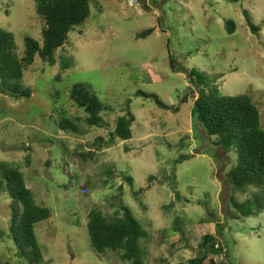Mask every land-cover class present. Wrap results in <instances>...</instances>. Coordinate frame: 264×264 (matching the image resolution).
<instances>
[{
	"label": "rangeland",
	"instance_id": "1",
	"mask_svg": "<svg viewBox=\"0 0 264 264\" xmlns=\"http://www.w3.org/2000/svg\"><path fill=\"white\" fill-rule=\"evenodd\" d=\"M244 11L261 26L259 36L251 34ZM44 27L35 0H0V29L13 34L19 57L26 37L41 43ZM68 43L54 65L37 57L24 71L19 85L31 91L29 98L9 97L0 79V163L18 167L36 202L52 211L35 228L42 264H130L118 252L95 251L86 227L92 210L112 218L121 215L120 205L146 232L142 264H187L204 234L217 236L222 254L210 256L217 264H264V210L227 219L230 197H244L224 174L233 166L196 125L190 94L196 98L197 91L187 74L169 65L171 55L183 70L217 79L209 86L219 96L250 97L264 129V0H91L88 20L68 34ZM60 57L68 69L61 70ZM77 83L89 85L105 106L99 127L88 125L68 99ZM138 91L178 111H165ZM128 111L131 140L110 143ZM60 112L76 132L58 129ZM81 153L92 155L83 160ZM180 155L186 160L176 165ZM11 202L0 193V264H30L18 257L10 234Z\"/></svg>",
	"mask_w": 264,
	"mask_h": 264
},
{
	"label": "trees",
	"instance_id": "2",
	"mask_svg": "<svg viewBox=\"0 0 264 264\" xmlns=\"http://www.w3.org/2000/svg\"><path fill=\"white\" fill-rule=\"evenodd\" d=\"M221 1L239 3L242 0ZM90 4L91 0H35L36 14L45 25L41 33L42 40L39 44L36 40L26 37L21 57L16 53L13 34L0 29V79L4 90L8 89L9 97L19 99L31 96L29 89L19 85L24 71L32 66L37 57L50 66L56 63L55 53L69 45L68 34L88 20ZM243 15L251 34L259 36L261 26L254 24L246 11ZM225 29L229 35L233 34L234 23L231 20L226 21ZM153 32L154 29L151 28L136 37L145 39ZM60 61L61 70L68 69V64L64 63L63 57H60ZM169 65L173 72L187 74L191 86L197 91L196 98L193 97V92L190 94V97L194 99L195 123L201 128L211 146L220 148L227 157L229 163L226 166H233L229 170L225 168L224 174L232 191L244 197L236 199L234 194L230 197L227 219L241 220L253 216L256 210L262 212L264 210V129L261 127L257 107L246 95L219 96L217 87L209 86L217 82V79L203 76V72L194 68L183 70L177 66L176 59L171 55ZM55 79L60 80V74ZM135 95L152 99L165 111H178L177 108L173 109L165 105L155 94L138 91ZM68 99L86 114L88 125L92 127L101 125L100 115L105 110V106L99 102L89 85L82 83L73 85ZM186 99L187 96L184 97L183 102ZM60 113L58 129L76 132L77 127L74 122L64 117L62 112ZM133 122L134 116L129 111L125 116L119 117L114 132L110 134L109 142L113 143L115 139L124 142L131 140ZM96 142L104 143L102 138H98ZM91 155L81 153L80 157L85 160ZM184 160L186 156L180 155L175 163L178 165ZM125 179L129 185L132 184V178ZM4 192L12 200L10 234L12 232L18 257L29 261L30 264H42L43 254L35 228L38 223L52 217L51 209L36 202L34 194L27 188L24 175L18 167L2 162L0 163V193ZM120 211L121 215L112 218L106 217L98 210H92L89 213L86 227L91 245L99 254L118 252L122 261L142 264L139 243L146 237V232L129 207L120 205ZM2 237L3 234L0 231V238ZM218 244L216 235L204 234L198 245L199 253L187 264H217L210 256L222 254L223 250ZM223 257H226V261L229 259L226 251Z\"/></svg>",
	"mask_w": 264,
	"mask_h": 264
}]
</instances>
